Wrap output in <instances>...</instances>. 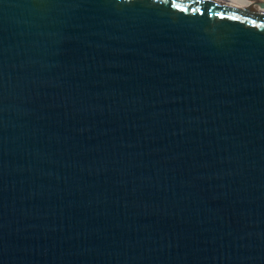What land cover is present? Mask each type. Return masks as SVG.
<instances>
[{
	"label": "water",
	"instance_id": "1",
	"mask_svg": "<svg viewBox=\"0 0 264 264\" xmlns=\"http://www.w3.org/2000/svg\"><path fill=\"white\" fill-rule=\"evenodd\" d=\"M0 264H264V0H0Z\"/></svg>",
	"mask_w": 264,
	"mask_h": 264
},
{
	"label": "crops",
	"instance_id": "2",
	"mask_svg": "<svg viewBox=\"0 0 264 264\" xmlns=\"http://www.w3.org/2000/svg\"><path fill=\"white\" fill-rule=\"evenodd\" d=\"M239 2H240V1H239ZM239 2H238V3H239Z\"/></svg>",
	"mask_w": 264,
	"mask_h": 264
}]
</instances>
